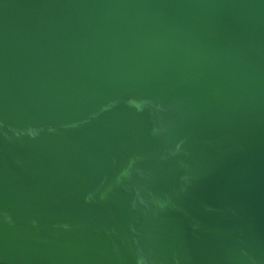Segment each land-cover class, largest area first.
<instances>
[{"label": "water", "instance_id": "95a60500", "mask_svg": "<svg viewBox=\"0 0 264 264\" xmlns=\"http://www.w3.org/2000/svg\"><path fill=\"white\" fill-rule=\"evenodd\" d=\"M0 264H264V0H0Z\"/></svg>", "mask_w": 264, "mask_h": 264}]
</instances>
